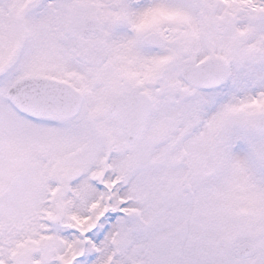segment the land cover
Listing matches in <instances>:
<instances>
[{"label":"snow or ice","instance_id":"6c2138e0","mask_svg":"<svg viewBox=\"0 0 264 264\" xmlns=\"http://www.w3.org/2000/svg\"><path fill=\"white\" fill-rule=\"evenodd\" d=\"M0 264H264V0H0Z\"/></svg>","mask_w":264,"mask_h":264}]
</instances>
